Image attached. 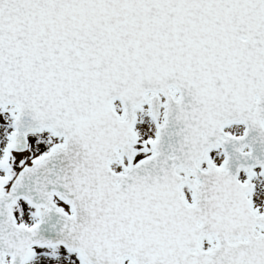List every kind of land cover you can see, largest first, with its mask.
<instances>
[{"label": "snow or ice", "instance_id": "6c2138e0", "mask_svg": "<svg viewBox=\"0 0 264 264\" xmlns=\"http://www.w3.org/2000/svg\"><path fill=\"white\" fill-rule=\"evenodd\" d=\"M0 264H264V0H0Z\"/></svg>", "mask_w": 264, "mask_h": 264}]
</instances>
